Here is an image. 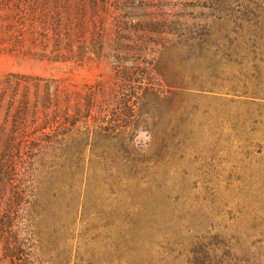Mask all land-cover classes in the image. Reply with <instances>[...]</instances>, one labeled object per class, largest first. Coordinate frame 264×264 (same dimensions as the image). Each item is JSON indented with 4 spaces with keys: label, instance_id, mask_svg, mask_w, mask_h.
<instances>
[{
    "label": "rangeland",
    "instance_id": "rangeland-1",
    "mask_svg": "<svg viewBox=\"0 0 264 264\" xmlns=\"http://www.w3.org/2000/svg\"><path fill=\"white\" fill-rule=\"evenodd\" d=\"M143 1L113 2L96 20L89 13L75 27L82 33L63 40L59 23L21 12L19 0L0 11V88L9 96L0 108V155L12 131L25 134L13 140L34 182L15 215L23 264H189L202 247L264 264V0H147L169 15L225 18L231 29L248 30L215 38V60L188 69L199 93L188 104L178 96L144 108L150 117L130 106L118 122L136 126L127 147L105 130L119 86L108 52L117 9ZM71 39L81 58L66 62L60 51ZM126 60L134 63L133 55ZM145 72L146 82H163ZM19 113L25 121L17 127ZM64 113L72 125L55 131ZM141 127L153 137L147 152L132 145ZM10 194L5 185L0 222ZM12 236L0 235V264H14L6 250Z\"/></svg>",
    "mask_w": 264,
    "mask_h": 264
},
{
    "label": "trees",
    "instance_id": "trees-1",
    "mask_svg": "<svg viewBox=\"0 0 264 264\" xmlns=\"http://www.w3.org/2000/svg\"><path fill=\"white\" fill-rule=\"evenodd\" d=\"M16 1L0 0V11L13 7ZM128 1L132 2L133 0H19L21 12L26 10L40 16L44 25H48L49 21L53 19L59 23L57 37L60 40L65 39L66 32L82 33L80 28L75 27L86 21L87 14L94 15L96 20L100 13H104L113 2L122 4ZM150 8L155 13H143L149 11ZM37 9L41 11L40 14ZM130 10L125 12L122 9H117L116 37L108 53L114 60L119 86L115 98L114 123L112 127H109L108 122H106L107 125L105 126L107 134L116 135L119 133V140L126 142L127 147L130 145L129 130H136V126L130 124L131 126L127 125L130 129H119L118 122L122 119L121 117L127 115V112L130 113V106L134 105L139 109L141 117H150L147 115L150 112L144 111V108H155L161 104L172 105L178 96H180L182 103L188 104L190 98L199 95L196 93L198 89L189 85L190 71L188 69L194 65L210 64L215 60L213 55L220 49V44L215 38H225L231 34L242 35L246 29V27L231 29L225 18L207 20L201 15H190L181 11L169 15L164 11L163 6L150 5L147 0ZM126 14L132 16H125ZM210 16L212 17V15ZM26 17L27 14L24 18ZM71 42L75 43L71 39L68 43V49L61 47L60 54L64 58L63 61L68 62L70 56L72 59L81 58L80 55H75L74 45ZM216 47L218 48L215 51ZM84 52V48H81L79 54ZM129 55H133L134 59V63L131 65H128L126 60ZM145 70L153 71L163 82H146L149 73ZM9 82H5V84ZM3 87L2 84L0 108L9 101V96L4 91L6 88ZM11 100L14 102L15 98ZM90 111L91 107L89 106L86 118H90ZM64 114V125L61 123L62 125L56 127L55 131L61 128H69L72 125V120H68L69 117H66L67 113ZM24 121L25 115L19 113L16 117L15 126H22ZM101 121L105 123L104 120ZM54 122H56L55 118ZM53 126L50 125L49 128H53ZM103 126L99 124L98 128L101 129ZM24 135L21 131H12L10 140L0 155V208L3 204L5 185L11 192L5 202L6 209L0 222V235L13 234L7 242L6 250L10 253L7 257L14 264L26 262L18 250L21 245V228H16L15 215L19 214L20 208L27 201H31L34 190V182L31 179L26 180V178L31 177V170L18 165L22 151L18 141L13 140L14 137L20 138ZM194 252L189 264H244L230 251L212 254L210 249L202 247V249Z\"/></svg>",
    "mask_w": 264,
    "mask_h": 264
},
{
    "label": "clouds",
    "instance_id": "clouds-1",
    "mask_svg": "<svg viewBox=\"0 0 264 264\" xmlns=\"http://www.w3.org/2000/svg\"><path fill=\"white\" fill-rule=\"evenodd\" d=\"M153 137L151 133L143 127L137 129L133 137L132 145L139 151L147 152L152 144Z\"/></svg>",
    "mask_w": 264,
    "mask_h": 264
}]
</instances>
